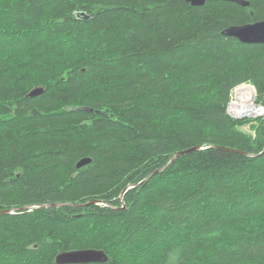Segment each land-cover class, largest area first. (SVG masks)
<instances>
[{"label": "trees", "instance_id": "1", "mask_svg": "<svg viewBox=\"0 0 264 264\" xmlns=\"http://www.w3.org/2000/svg\"><path fill=\"white\" fill-rule=\"evenodd\" d=\"M245 1L0 0V212L29 205L0 264H264V153L234 151L264 114L228 112L245 83L264 106V44L223 34L264 20Z\"/></svg>", "mask_w": 264, "mask_h": 264}, {"label": "water", "instance_id": "2", "mask_svg": "<svg viewBox=\"0 0 264 264\" xmlns=\"http://www.w3.org/2000/svg\"><path fill=\"white\" fill-rule=\"evenodd\" d=\"M186 1L191 3L193 6H202L207 1H211V0H186ZM224 1H233L237 3H241L244 6L245 5L247 6L250 4L249 1H245V0H224ZM223 34L227 36L235 37L243 43H262L264 44V20H259L256 22H250V23H245V24L230 25L223 31ZM42 91H43L42 88H35L30 92V95L36 96L42 93ZM190 150L191 149L179 151L175 153V155L171 158V160L165 166L153 171L149 176L145 178V180H149L154 174L163 171L169 165H171L177 159L179 155L186 153ZM234 151L240 152L245 155L254 156V157H257L264 153V150L260 153H249L243 150H234ZM90 162H91V159L89 157H84L78 162L77 167L81 168ZM130 187H132V185L131 186L129 185L128 187H126L121 194L122 203H123L122 207H125V201L123 200L124 193ZM89 203H96V202L90 201L87 204ZM65 204L67 203H49V204H42L38 206L39 207H48V206L55 207V206H63ZM25 210H29V205L22 206L14 210H4V211H1L0 214L12 213L14 211H25ZM108 259H109L108 255L103 249L85 248V249L62 251L57 255L56 261L58 264H88V263H95V262L104 263V262H107Z\"/></svg>", "mask_w": 264, "mask_h": 264}, {"label": "bare ground", "instance_id": "3", "mask_svg": "<svg viewBox=\"0 0 264 264\" xmlns=\"http://www.w3.org/2000/svg\"><path fill=\"white\" fill-rule=\"evenodd\" d=\"M242 88L237 89L236 98L231 104L234 113L236 116L258 115L261 109H257L255 104V87L244 85Z\"/></svg>", "mask_w": 264, "mask_h": 264}, {"label": "rangeland", "instance_id": "4", "mask_svg": "<svg viewBox=\"0 0 264 264\" xmlns=\"http://www.w3.org/2000/svg\"><path fill=\"white\" fill-rule=\"evenodd\" d=\"M244 85H250V86L255 87L252 83H245V84H241V85H239V86H238L237 88H235L234 91H233V95H232V99H231L232 102H233L234 99L236 98L237 89H239V88L243 89L242 87H243ZM257 94H258V92H257L256 89H255V97H256ZM237 100H238V98H237ZM232 102L230 103V112L233 113V114L236 116V113H234V111H233V107L231 106ZM255 104H256V103H255ZM257 109H260V108H258V106H257ZM258 115H259V114H258ZM258 115H256V116H258ZM243 116H244V115H243ZM246 116H249V117H255L254 115H246ZM243 128L246 129V130H249V129H250L249 125H244ZM251 131H252V130H251Z\"/></svg>", "mask_w": 264, "mask_h": 264}, {"label": "built area", "instance_id": "5", "mask_svg": "<svg viewBox=\"0 0 264 264\" xmlns=\"http://www.w3.org/2000/svg\"><path fill=\"white\" fill-rule=\"evenodd\" d=\"M256 98H257V95H256V97H255V103H256V105L258 106V108L261 109V112H260L259 115H258V116H260V115H263V114H264V106L258 104V103L256 102ZM231 102H232V101H230V103H231ZM228 112H229L232 116H234V117H245V116H246V115H244V116H235L233 113L230 112V104H229V106H228ZM247 117H249V116H247ZM255 117H257V116L255 115Z\"/></svg>", "mask_w": 264, "mask_h": 264}]
</instances>
